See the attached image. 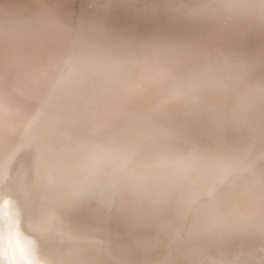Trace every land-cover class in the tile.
I'll use <instances>...</instances> for the list:
<instances>
[{"label":"bare ground","instance_id":"obj_1","mask_svg":"<svg viewBox=\"0 0 264 264\" xmlns=\"http://www.w3.org/2000/svg\"><path fill=\"white\" fill-rule=\"evenodd\" d=\"M262 82L264 0H0V236L33 248L70 221L108 216L106 242L121 256L136 250L143 197L161 188L176 220L193 214L176 201L192 189L172 149L203 136L196 155L210 153L205 134L211 141L241 117ZM168 129L180 133L155 139ZM245 175L248 186L234 183L236 206L215 221L257 233L264 187L254 184L264 176ZM91 181L118 186L94 200L92 187L80 189ZM174 225L159 220L141 235L162 247L195 237ZM211 243V263L185 252L175 261L221 264L222 247L243 245L231 232Z\"/></svg>","mask_w":264,"mask_h":264},{"label":"rangeland","instance_id":"obj_2","mask_svg":"<svg viewBox=\"0 0 264 264\" xmlns=\"http://www.w3.org/2000/svg\"><path fill=\"white\" fill-rule=\"evenodd\" d=\"M256 85H259L258 89L255 88V95L247 107L245 106V111L241 117H235L229 121L226 124L227 127L221 129L222 133L219 136L212 134L211 141H209L210 134H205L206 138H208V142H206L211 145L210 153L205 151L200 155H196L206 145L202 141L203 136H200L201 141H185L181 145H175V147L180 146V149H172L173 152L175 151L174 155L179 159V161H176L177 165L175 166L177 172L183 175L181 177L183 179L182 184L186 190L192 189L176 201H178L177 204L185 208L183 212L187 213L188 208H190L193 209V214L191 215L189 210L188 217L182 219L181 223L179 219L176 220V212L171 210L169 204L173 199L169 200V197L167 198L159 187L160 191L154 194L152 198L143 197L142 212L133 219L136 222L140 221L142 225H138L146 230L157 225L159 220L169 223L174 230V224L178 227H187L188 229L191 227L195 237L191 239L190 243L174 244L175 246L166 245L165 247L157 246L150 243L153 240H147L146 235H141L145 233L144 228H141L142 233L137 231L132 237L133 245L136 243L135 247L138 248L121 256L119 254L121 250L116 249L115 245L106 242L107 238L104 236V228H100L107 222L108 216H106V221L102 220L100 216H96V218H93V221L96 222L95 224L90 225L87 223L81 227L73 226L70 221L64 231H57L56 234L51 233L52 235H46L40 240L47 239L36 241L33 249L40 264H149L150 262L153 264H179L175 261V257L177 260L180 257L182 258L181 254L184 252L188 257H195L200 254L203 258L205 257L204 260L206 261L208 257L214 255L213 253L216 250V245L214 246L211 242L217 243V239L222 238L225 233L229 232L237 236L243 245L238 249L222 247L219 253L221 254L219 261L223 260L221 264H264V226L257 233H250L241 227L215 221L218 210L224 209L229 214L236 206L237 195L236 191H234L236 180H242L243 186L249 185V179L246 175L244 176L245 170L264 176V82ZM4 114H6L7 121L9 112ZM0 118L2 119L3 116ZM178 133H180L179 129H168L166 133L155 134L154 136L157 135L155 139L167 138L166 140H169ZM194 157H197L196 160L199 161L190 160L189 162L188 159H194ZM88 184L90 185L85 184V187H82V185L79 187L80 189L87 188V186L92 187L88 194H93L91 199L94 200L99 198V196L103 197L102 195L109 196V193H107L109 186H113L116 189L118 186L115 182L101 184L100 182L91 181ZM254 185L258 189L264 187V177ZM130 186L131 183L129 185L125 184L124 187L129 188L128 191H131ZM94 188L95 190H93ZM112 189L115 190L114 188ZM161 196L166 197L168 201L165 202L160 198ZM135 197H132V199ZM88 202L87 204H90L91 200L89 199ZM135 204L139 207V203L136 202ZM98 209V205L90 204V211L96 212L95 210ZM173 217L175 220L172 222ZM203 243L205 244L202 245ZM211 247L213 248L211 249ZM101 248H107V250L104 251ZM204 249L207 252L210 251L209 253L212 252V254L204 252ZM167 250H175L176 256H173V253L170 254L173 257L169 256ZM228 256L233 257V259L229 260ZM191 259L187 258L188 261H191ZM206 262L211 263L210 260Z\"/></svg>","mask_w":264,"mask_h":264},{"label":"clouds","instance_id":"obj_3","mask_svg":"<svg viewBox=\"0 0 264 264\" xmlns=\"http://www.w3.org/2000/svg\"><path fill=\"white\" fill-rule=\"evenodd\" d=\"M0 264H40V262L31 245H12L8 242L5 233L0 236Z\"/></svg>","mask_w":264,"mask_h":264}]
</instances>
